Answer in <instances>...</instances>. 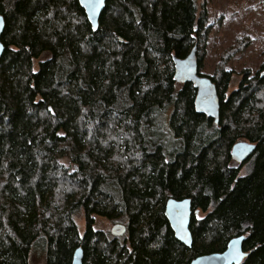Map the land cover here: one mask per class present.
<instances>
[{
	"label": "trees",
	"instance_id": "obj_1",
	"mask_svg": "<svg viewBox=\"0 0 264 264\" xmlns=\"http://www.w3.org/2000/svg\"><path fill=\"white\" fill-rule=\"evenodd\" d=\"M0 15V264H71L77 248L82 264H189L238 236L241 264H264V64L228 96L229 56L202 74L205 5L106 0L95 30L78 0H0ZM192 48L217 125L173 79L172 58ZM241 141L255 150L238 165ZM169 198L191 200L190 248L164 216Z\"/></svg>",
	"mask_w": 264,
	"mask_h": 264
},
{
	"label": "rangeland",
	"instance_id": "obj_2",
	"mask_svg": "<svg viewBox=\"0 0 264 264\" xmlns=\"http://www.w3.org/2000/svg\"><path fill=\"white\" fill-rule=\"evenodd\" d=\"M197 3L205 5L209 26L200 72L213 75L219 62L229 56L226 69L231 70L232 77L225 93L228 96L237 88L242 71L248 70L254 75L264 64V0H197ZM248 171V166L244 165L240 175ZM203 216L199 212L196 218ZM76 224L82 234L81 216L76 218ZM111 227L112 224L105 219L95 218V230L110 231ZM30 264H43L42 256L35 253Z\"/></svg>",
	"mask_w": 264,
	"mask_h": 264
},
{
	"label": "water",
	"instance_id": "obj_3",
	"mask_svg": "<svg viewBox=\"0 0 264 264\" xmlns=\"http://www.w3.org/2000/svg\"><path fill=\"white\" fill-rule=\"evenodd\" d=\"M106 0H78L83 9L92 29L98 27L99 18L104 10ZM4 29V21L0 15V58L4 52L1 43V35ZM173 79L178 84L190 83L195 89L196 94L193 102L194 110L197 114L205 115L213 120L214 124L219 123L220 101L215 85L211 80L198 73L196 60V50L192 48L188 55L183 59L172 58ZM255 145L241 141L232 146L231 158L238 164H243L254 152ZM191 200L186 198L175 200L169 198L165 202L164 216L168 222L174 238L183 246L190 248L192 244L191 233L189 231L190 220L192 217ZM110 233L117 237L125 233V226L114 224ZM244 237L238 236L231 239L222 253L199 256L189 264H241L246 254L243 252ZM83 252L81 248L74 250L71 264H82Z\"/></svg>",
	"mask_w": 264,
	"mask_h": 264
}]
</instances>
